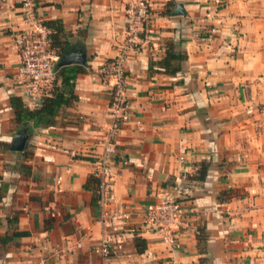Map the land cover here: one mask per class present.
I'll list each match as a JSON object with an SVG mask.
<instances>
[{"label": "crops", "instance_id": "crops-1", "mask_svg": "<svg viewBox=\"0 0 264 264\" xmlns=\"http://www.w3.org/2000/svg\"><path fill=\"white\" fill-rule=\"evenodd\" d=\"M129 1L34 0L41 22H60L64 51L85 61L69 64L80 68L75 100L53 125L26 129L9 103L33 107L10 80L19 6L0 0V264H264V0H148L124 62L130 116L113 138L111 199L101 207L85 186L109 122L96 68L117 53ZM177 3L184 14H172ZM168 43L186 55L173 74L155 64ZM16 132L21 150L11 149ZM201 162L204 177L186 180ZM162 189L184 209L173 249L143 224ZM102 240L106 256L94 250Z\"/></svg>", "mask_w": 264, "mask_h": 264}, {"label": "built area", "instance_id": "built-area-1", "mask_svg": "<svg viewBox=\"0 0 264 264\" xmlns=\"http://www.w3.org/2000/svg\"><path fill=\"white\" fill-rule=\"evenodd\" d=\"M16 1L19 6V25L12 36L19 63L10 80L22 89L29 105L35 106L48 92L55 75L53 65L59 56L50 45L48 38L50 29L44 26L36 15L34 0ZM124 14L125 30L116 55L104 60L96 68V73L108 80L110 88L109 122L105 135L100 141L101 152L94 159L91 172L92 176L98 179L96 200L101 207L111 199L108 179L111 175L112 155L115 152L113 138L130 116V104L125 96L124 62L128 52L139 46V34L143 31L148 17V0H130L124 9ZM211 18L210 13H207L203 21L206 22L205 24H210ZM212 33L213 29L208 25L206 35L211 36ZM55 181L58 182L59 177ZM183 213L180 193L172 189H162L156 194V201L143 209V224L148 231L159 235L160 240L168 245L169 249H173ZM117 215L126 216L118 210ZM76 245L80 246L79 243ZM94 250L106 256L107 241L102 240ZM163 264H176V262L169 259L163 261Z\"/></svg>", "mask_w": 264, "mask_h": 264}, {"label": "trees", "instance_id": "trees-1", "mask_svg": "<svg viewBox=\"0 0 264 264\" xmlns=\"http://www.w3.org/2000/svg\"><path fill=\"white\" fill-rule=\"evenodd\" d=\"M42 24L47 28H50L48 38L50 45L53 47L55 52L60 56L66 47V40L61 39L60 35L63 33V29L59 21L46 20L42 21ZM165 49L164 56L155 62L157 67L161 68L163 72L173 74L180 69V62L186 58L185 53L174 51L173 46L168 43ZM56 68V74L51 81V87L49 91L43 95L40 102L33 106H25L21 99L17 96H11L9 98L10 107L13 111L14 120L20 127L29 129V122L33 126H50L53 125L55 119L61 109L64 106L71 104L75 100L73 94V82L76 73L79 72L80 68L77 66H58ZM59 80V82H57ZM30 130H28L29 132ZM206 164L201 162L196 175L186 176L187 179H202L205 174ZM91 184L94 199H96V190L98 186V180L92 176H89L85 181V186ZM15 234H25V232H16ZM204 238V234L201 229H198L196 233V240L199 243L200 239ZM200 253L203 252V248L198 249ZM206 261L204 256L198 259L199 264H203Z\"/></svg>", "mask_w": 264, "mask_h": 264}, {"label": "water", "instance_id": "water-1", "mask_svg": "<svg viewBox=\"0 0 264 264\" xmlns=\"http://www.w3.org/2000/svg\"><path fill=\"white\" fill-rule=\"evenodd\" d=\"M172 14H184V11L181 8V4L177 3L173 10ZM84 56L81 53L77 52H68L64 51L56 61L57 66L69 65L71 63L84 64ZM26 136L20 132H16L12 138L11 149L12 150H21L24 146Z\"/></svg>", "mask_w": 264, "mask_h": 264}]
</instances>
